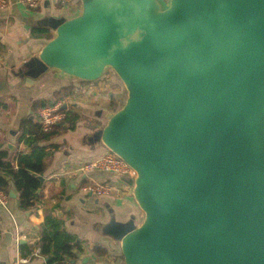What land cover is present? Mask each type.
Returning <instances> with one entry per match:
<instances>
[{
  "label": "water",
  "instance_id": "1",
  "mask_svg": "<svg viewBox=\"0 0 264 264\" xmlns=\"http://www.w3.org/2000/svg\"><path fill=\"white\" fill-rule=\"evenodd\" d=\"M79 3L34 22L53 34L11 76L28 89L108 72L122 84L85 142L135 172L113 178L139 213L109 210L97 232L122 264H264V0Z\"/></svg>",
  "mask_w": 264,
  "mask_h": 264
},
{
  "label": "crops",
  "instance_id": "2",
  "mask_svg": "<svg viewBox=\"0 0 264 264\" xmlns=\"http://www.w3.org/2000/svg\"><path fill=\"white\" fill-rule=\"evenodd\" d=\"M9 2V8L0 11V151L6 152L13 169H18L15 157L31 154L33 150L29 139H22V124L26 121L39 124L36 102H52L54 94L61 88L71 87L75 92L61 100V110L66 116L78 115L79 121L74 130H68V123H64L65 129L58 135L34 144L51 153L45 161L44 172L36 175L38 180L43 178V182L39 180V201L34 208L22 209L20 195L11 178L2 173L16 197L9 198L6 208L0 207V264H17L22 258H29L28 264L47 263L48 258L38 248L47 216L60 220L64 231L82 242V248L75 252L78 259L75 263L83 264V260L88 259L86 264H122L119 244L100 235L97 227L108 221L109 210L119 221L127 219L131 213H139L132 196L98 197L85 188L107 180L109 176L96 170L87 173L74 171L81 163L109 153L101 144L91 146L85 140L106 123L97 112H113L114 105L117 108L121 104L123 92L117 89L119 81L112 76H104L93 83L48 77L33 88H26L22 81L11 76V72L27 59L37 56L48 41L32 36V31L38 29L34 22L48 13L73 17L80 7L68 11L58 0H43L37 9L32 10L21 0ZM50 32L52 36L53 32ZM7 146L12 148L9 150ZM95 247L102 248L104 255H97ZM37 251L39 255L36 256Z\"/></svg>",
  "mask_w": 264,
  "mask_h": 264
},
{
  "label": "trees",
  "instance_id": "3",
  "mask_svg": "<svg viewBox=\"0 0 264 264\" xmlns=\"http://www.w3.org/2000/svg\"><path fill=\"white\" fill-rule=\"evenodd\" d=\"M32 36L35 38H44L49 40L51 32L48 28H38L32 31ZM74 90L71 87H64L56 91L52 102L39 101L36 102L35 109L40 111L53 102L61 101L66 97L72 96ZM113 109H116L114 105ZM38 111V114H39ZM79 121L76 114H69L57 123L51 131L45 133L41 126L34 121H26L22 124V139H29V143L33 146L31 154H18L15 157L18 169L14 170L8 155L4 151H0V191L7 193L9 183L4 180L5 176L11 178V182L20 195V204L22 209L34 208L39 201L37 190L40 188V182L36 175H41L46 166V159L51 155L49 150L34 144H38L41 140H50L64 130V123H68V130H74ZM82 242L76 236L68 234L64 231L63 224L51 216H47L45 226L41 234V239L38 243L40 253L48 258L46 264H62L63 259L69 258L72 262H76V250L82 248ZM94 252L101 256L104 255V250L99 247L94 248ZM27 253V251H26Z\"/></svg>",
  "mask_w": 264,
  "mask_h": 264
},
{
  "label": "built area",
  "instance_id": "4",
  "mask_svg": "<svg viewBox=\"0 0 264 264\" xmlns=\"http://www.w3.org/2000/svg\"><path fill=\"white\" fill-rule=\"evenodd\" d=\"M43 0H21L23 5L29 9H37ZM60 4L65 5L66 9L69 11H74V3L77 0H58ZM77 3V2H76ZM10 6L9 0H0V11L7 10ZM63 102L57 101L53 102L51 105L44 107L39 111V124L42 131L47 133L52 130V128L60 123L65 118V112L61 110ZM92 170L99 171L103 174L109 176V179L103 180L102 182L95 183L87 188L85 191L95 194L98 197H114L119 198L122 195L130 194V188L125 183L120 180L113 178L114 175H122L129 179L135 178V172L121 159L114 156L111 153H107L102 157L94 159L90 162L81 163L75 168L77 173H87ZM9 202V197L7 193L0 191V207L6 208ZM39 255V251L35 253ZM29 258L20 259L17 264H28ZM62 264H77L71 260H63Z\"/></svg>",
  "mask_w": 264,
  "mask_h": 264
},
{
  "label": "rangeland",
  "instance_id": "5",
  "mask_svg": "<svg viewBox=\"0 0 264 264\" xmlns=\"http://www.w3.org/2000/svg\"><path fill=\"white\" fill-rule=\"evenodd\" d=\"M74 5H75V7H80V5H79V3H78V1H77V3L75 2L74 3ZM80 9V8H79ZM79 9H78V12H79ZM77 12V13H78ZM107 78L108 77H110V76H112V78H115L116 79V76H115V74L113 73V72H108L106 75H105ZM119 88H117L118 89V91L119 92H123V98H122V102H121V104L125 101V98H126V93H125V90H124V88H123V86H122V84L119 82ZM121 104H119V105H117V108L116 109H118L120 106H121ZM141 215V214H140Z\"/></svg>",
  "mask_w": 264,
  "mask_h": 264
}]
</instances>
